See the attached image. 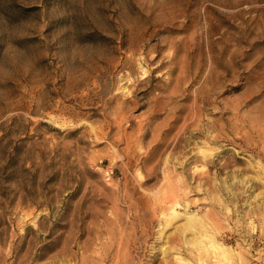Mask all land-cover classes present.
I'll use <instances>...</instances> for the list:
<instances>
[{
    "label": "rangeland",
    "instance_id": "1",
    "mask_svg": "<svg viewBox=\"0 0 264 264\" xmlns=\"http://www.w3.org/2000/svg\"><path fill=\"white\" fill-rule=\"evenodd\" d=\"M0 264H264V0H0Z\"/></svg>",
    "mask_w": 264,
    "mask_h": 264
},
{
    "label": "bare ground",
    "instance_id": "2",
    "mask_svg": "<svg viewBox=\"0 0 264 264\" xmlns=\"http://www.w3.org/2000/svg\"><path fill=\"white\" fill-rule=\"evenodd\" d=\"M125 101H127L128 102V100L127 99H125ZM124 101V102H125ZM160 101V100H159ZM223 129V128H222ZM210 136V135H209ZM198 231V230H197ZM210 247H211V252L213 253V255H217V254H220L221 252H222V250L223 249H221L220 247H218V246H216V245H214V244H211L210 245ZM198 252V251H197ZM223 253V252H222ZM224 254V253H223ZM222 256V255H221ZM225 256V255H224ZM210 262V261H209ZM247 263V262H246Z\"/></svg>",
    "mask_w": 264,
    "mask_h": 264
}]
</instances>
